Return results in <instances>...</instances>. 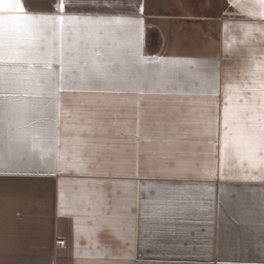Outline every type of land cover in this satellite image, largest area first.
<instances>
[{
    "label": "crops",
    "instance_id": "obj_1",
    "mask_svg": "<svg viewBox=\"0 0 264 264\" xmlns=\"http://www.w3.org/2000/svg\"><path fill=\"white\" fill-rule=\"evenodd\" d=\"M58 2L22 0L142 24L80 26L88 84L59 91L58 112L46 89L5 85L0 264H264V151L223 142L226 92L258 125L243 106L264 94V0Z\"/></svg>",
    "mask_w": 264,
    "mask_h": 264
},
{
    "label": "snow or ice",
    "instance_id": "obj_2",
    "mask_svg": "<svg viewBox=\"0 0 264 264\" xmlns=\"http://www.w3.org/2000/svg\"><path fill=\"white\" fill-rule=\"evenodd\" d=\"M64 6V0H59L58 11L63 13ZM92 6L95 7V5ZM140 11H143L142 7ZM108 24L139 25L142 24V21L87 15L30 14L26 12L22 0H0V94L5 90V85L17 82H26L29 86L28 92L32 93L31 86L35 84V94L43 95L46 89L47 95L54 98L49 103L58 112L59 98L57 93L59 91L65 90V87L74 88V81H78L81 88H86L88 84L84 65L80 63L82 58L79 45L80 26H84L85 30H95L96 26ZM69 33L75 34L71 41L66 40ZM54 40L59 41L58 48L53 47ZM42 46L46 51H41ZM66 53L68 54L66 55ZM53 63L60 65L58 74L52 69ZM85 63L87 62L85 61ZM159 63L166 64L169 62L161 60ZM170 63L186 64L194 62L172 61ZM6 64H26L28 67L27 69L6 68ZM95 67L98 69L100 66L95 65ZM21 71H25L27 75H15V73ZM74 72L80 74L75 76L73 75ZM65 74H67V80ZM41 81H44V83L41 84ZM106 87L113 88L115 83L108 80L106 81ZM261 88L264 89V85H261ZM260 100L261 102L258 105L255 103L249 105L245 102L243 106L244 113H256L252 119L258 121V125L255 122L239 124L238 109L240 106L233 105V98L226 92L223 109L225 150L233 147L249 150L259 148L264 151V94L261 95ZM3 103L0 100V106ZM244 113H240V115ZM8 136L11 142L12 133L10 131ZM29 136L31 137L32 148L35 149L38 146L37 141L42 142L41 136L37 135L35 130L24 131L18 129L17 142L21 145L26 144ZM41 151L45 150L41 149ZM48 151H51V149H48ZM57 163H59L58 159Z\"/></svg>",
    "mask_w": 264,
    "mask_h": 264
}]
</instances>
